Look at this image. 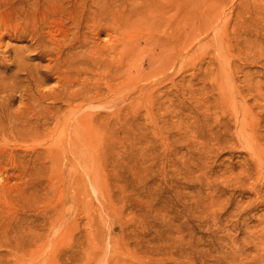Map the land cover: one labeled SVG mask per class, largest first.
Listing matches in <instances>:
<instances>
[{
    "label": "rangeland",
    "instance_id": "obj_1",
    "mask_svg": "<svg viewBox=\"0 0 264 264\" xmlns=\"http://www.w3.org/2000/svg\"><path fill=\"white\" fill-rule=\"evenodd\" d=\"M0 118V264H264V0H0Z\"/></svg>",
    "mask_w": 264,
    "mask_h": 264
},
{
    "label": "bare ground",
    "instance_id": "obj_2",
    "mask_svg": "<svg viewBox=\"0 0 264 264\" xmlns=\"http://www.w3.org/2000/svg\"><path fill=\"white\" fill-rule=\"evenodd\" d=\"M75 1H76V0H75ZM90 1H91V0H90ZM94 1H96V0H94ZM57 2H58V1H57ZM55 3H56V1H55ZM55 3H54V4H55ZM86 3H87V2H86ZM60 4H61V3H60ZM71 4H72V3H71ZM84 4H85V3H84ZM94 4H95V3H94ZM56 5H57V4H56ZM62 5H63V4H62ZM95 5H97V4H95ZM80 6H81V5H80ZM84 8H85V7H84ZM101 8H102V7H101ZM104 10H106V9H103V8H102L103 13L105 12ZM96 13H97V11L95 12V14H96ZM84 15H85V12H84V11L81 12V17H80L79 20L77 19L78 13H76V15H74V17H73V21H74V23L76 24L77 29L80 28V27L82 26V23H83V21L85 20V19H84ZM96 15H97V14H96ZM98 15L100 16V13H99ZM105 15H106V14H105ZM72 16H73V15H72ZM69 17H70V15H69ZM95 17H97V16H95ZM88 19H89V18H88ZM94 19H95V18H94ZM113 20H114V18H113ZM86 22H87V24H88V21H86ZM86 22H85V25H86ZM119 22H120V21H119ZM93 23H94V22H93ZM113 23H114V22H113ZM115 23H116V22H115ZM75 24H74V25H75ZM83 24H84V23H83ZM116 24H117V23H116ZM88 26H89V25H88ZM88 26H87V27H88ZM90 26H91V25H90ZM116 26H117V25H116ZM57 28L59 29V27H57ZM86 29H87V28H86ZM66 34H67V33H66ZM73 34H74V33H73ZM52 35H53V34H52ZM54 36H55V35H54ZM66 36H68V35H66ZM63 38H64V37H63ZM63 38H62V39H63ZM86 38H87V37H86ZM67 40H69V39H67ZM114 41H115V40H114ZM66 42H67V41H66ZM112 42H113V40H112ZM89 43H90V42H89ZM110 44H111V43H110ZM71 45H72V44H71ZM94 45H95V44H94ZM111 45H112V44H111ZM42 46H43V45H42ZM109 46H110V45H109ZM114 46H115V44H114ZM99 50H100V49H99ZM114 50H115V48H114ZM93 52H94V51H93ZM113 52H114V51H113ZM113 52H112V53H113ZM98 53H99V52H98ZM90 54H91V53H90ZM100 55H101V53H100ZM100 55H99V56H100ZM102 55H103V54H102ZM85 56H86V55H85ZM99 56H97V57H99ZM178 56H180V51H178ZM87 57H89V56H87ZM97 57H96V59H97ZM90 58H91V56H90ZM59 59H60V57H59ZM81 60H82V59H81ZM94 60H95V59H94ZM56 61H57V60H56ZM84 61H85V60H84ZM112 62H113V61H112ZM101 64H102V63H101ZM68 65H69V64H68ZM88 65H89V64H88ZM96 65H97V63H96ZM99 66H100V65H98L97 68H99ZM103 66H104V65H103ZM113 66H114V65H113ZM94 68H95V67H94ZM105 68H106V67H105ZM101 69H102V68H101ZM110 69H111V68H110ZM116 70H118V69H116ZM66 73H67V72H66ZM110 73H111V72H110ZM118 76H119V75H118ZM112 84H113V83H112ZM114 84H115V83H114ZM2 117H3V116H2ZM3 118H4V117H3ZM0 119H1V118H0ZM0 121H1V120H0ZM73 123H74V122H73ZM2 124H4V123H2ZM2 124H1V125H2ZM0 127H1V126H0ZM6 128H7V127H6ZM17 129H18V128H17ZM1 131H2V129H1ZM3 131H4V133H5V130H3ZM3 131H2V132H3ZM18 131H19V129H18ZM18 131H17V132H18ZM17 132H16V133H17ZM0 134H1V132H0ZM5 134H6V133H5ZM3 136H5V135H3ZM7 136H8V135H6V138L9 137V136H8V137H7ZM6 138H5V140H6ZM3 139H4V137H3ZM3 139H1V140H3ZM5 140H4V141H5ZM7 140H8V139H7ZM16 146H17V145H15V147H16ZM20 147H21V146H20ZM12 149H13V148H12ZM14 149H15V148H14ZM6 151H8V150H6ZM13 152H14V151H13ZM9 153H10V151H9ZM9 153H8V154H9ZM16 153H17V152H16ZM8 154H7L6 152H1V153H0V165L5 164L4 162H5L6 160L9 159V155H8ZM12 154H14V153H12ZM16 155H17V154H16ZM11 157H12V156H11ZM11 157H10V159H12ZM7 158H8V159H7ZM16 158H17V157H16ZM14 160H15V159H14ZM14 160H13V162H15ZM8 161H9V160H8ZM8 161H7V162H8ZM10 161H11V160H10ZM10 163H11V162H10ZM0 167H2V166H0ZM23 167H24V166H23ZM19 168H20V167H19ZM25 168H26V167H24V169H25ZM14 170H15V169H14ZM26 170H28V169H26ZM26 170H24V171H26ZM15 171H16V170H15ZM17 171L20 172V171H23V170H22V169H21V170H20V169H17ZM28 171H29V170H28ZM18 172H17V173H18ZM26 172H27V171H26ZM2 174H3V173H2ZM20 174H21V172H20ZM25 174H26V173H25ZM14 175H15V173H14ZM23 175H24V174H23ZM26 175H27V174H26ZM32 175H33V174H32ZM16 176H18V175L16 174ZM19 176H21V175H19ZM28 176H29V175H28ZM33 176H34V175H33ZM23 177H26V176H23ZM23 177H22V179H23ZM30 179H31V178H30ZM21 181H23V180H21ZM21 181H19V182H21ZM24 181H25V180H24ZM25 182H26V181H25ZM25 185H26V183H25ZM25 185H24V186H25ZM25 187H27V185H26ZM25 187H24V188H25ZM23 190H25V189H23ZM8 221H9V220H8ZM21 226H22V225H21ZM26 229H27V228H26ZM18 230H19V229H18ZM14 231H15V230H14ZM30 231H31V230H30ZM38 237H39V236H35V237H34V240L37 241V240L39 239Z\"/></svg>",
    "mask_w": 264,
    "mask_h": 264
}]
</instances>
